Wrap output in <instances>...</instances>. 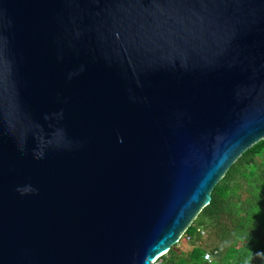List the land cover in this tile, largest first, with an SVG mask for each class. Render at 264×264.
<instances>
[{
    "label": "water",
    "instance_id": "95a60500",
    "mask_svg": "<svg viewBox=\"0 0 264 264\" xmlns=\"http://www.w3.org/2000/svg\"><path fill=\"white\" fill-rule=\"evenodd\" d=\"M264 139V0H0V264H153Z\"/></svg>",
    "mask_w": 264,
    "mask_h": 264
},
{
    "label": "trees",
    "instance_id": "16d2710c",
    "mask_svg": "<svg viewBox=\"0 0 264 264\" xmlns=\"http://www.w3.org/2000/svg\"><path fill=\"white\" fill-rule=\"evenodd\" d=\"M187 234L189 252L177 245L163 264H264V139L248 149L215 186ZM202 229L210 244L201 245ZM210 252L213 261L204 260Z\"/></svg>",
    "mask_w": 264,
    "mask_h": 264
},
{
    "label": "built area",
    "instance_id": "2783aa9c",
    "mask_svg": "<svg viewBox=\"0 0 264 264\" xmlns=\"http://www.w3.org/2000/svg\"><path fill=\"white\" fill-rule=\"evenodd\" d=\"M187 230L181 235L180 237V240H179V243L183 240V238H185V241L188 243L191 241L192 237H190L187 233ZM197 234H200L201 236H205V232L202 230V229H198L197 230ZM178 243V244H179ZM163 257H159L157 258L153 264H163ZM213 255L210 253V252H207L205 255H204V260L207 261V262H212L213 261Z\"/></svg>",
    "mask_w": 264,
    "mask_h": 264
},
{
    "label": "rangeland",
    "instance_id": "374dc122",
    "mask_svg": "<svg viewBox=\"0 0 264 264\" xmlns=\"http://www.w3.org/2000/svg\"><path fill=\"white\" fill-rule=\"evenodd\" d=\"M204 239H203V241H202V244L201 245H208V244H210V239H209V234L206 232L205 233V236L203 237ZM177 247L180 249V250H182V251H186V252H189L190 250H191V246L189 245V243H187L186 241H185V238H183V240L179 243V244H177Z\"/></svg>",
    "mask_w": 264,
    "mask_h": 264
},
{
    "label": "clouds",
    "instance_id": "9594fccd",
    "mask_svg": "<svg viewBox=\"0 0 264 264\" xmlns=\"http://www.w3.org/2000/svg\"><path fill=\"white\" fill-rule=\"evenodd\" d=\"M165 256V255H164Z\"/></svg>",
    "mask_w": 264,
    "mask_h": 264
}]
</instances>
